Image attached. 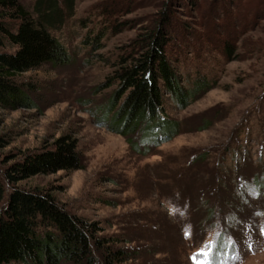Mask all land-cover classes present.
<instances>
[{"label":"rangeland","instance_id":"obj_1","mask_svg":"<svg viewBox=\"0 0 264 264\" xmlns=\"http://www.w3.org/2000/svg\"><path fill=\"white\" fill-rule=\"evenodd\" d=\"M33 1L17 0L27 12ZM164 1L75 0L73 15L52 31L67 62L18 74L30 85L33 106L0 108L5 194L6 165L69 134L79 168L13 185L46 191L95 223L96 236L128 255L114 264H208L202 250L212 240L226 245L213 252L217 264H264V191L253 186L264 179V0H174L169 29H183L188 43L173 46L174 70L185 86L199 76L209 87L183 107L163 95L162 115L177 128L145 152L138 133L131 135L136 151L102 123L116 88L104 86L116 69L112 61L158 21ZM97 33L93 50L85 41ZM94 255L93 264H101Z\"/></svg>","mask_w":264,"mask_h":264},{"label":"trees","instance_id":"obj_2","mask_svg":"<svg viewBox=\"0 0 264 264\" xmlns=\"http://www.w3.org/2000/svg\"><path fill=\"white\" fill-rule=\"evenodd\" d=\"M173 1L165 0L158 21L146 29L129 52L112 61L116 69L104 83L107 86L116 82V88L103 107L102 123L124 136L136 151L139 149L131 139L133 133L139 134L140 150L145 152L148 146L170 138L176 131L177 123L162 115L164 94L183 107L209 87L206 78L199 76L185 86L174 70L178 59L173 46L176 42L183 46L188 43L183 29L182 33L169 29ZM74 3L34 0L27 12L17 0H0V108L33 106L30 85L18 81V74L45 63L67 62V49L52 31L60 29L73 15ZM1 10L7 11L8 20L3 19ZM104 21L111 32L116 31L114 24ZM100 36L97 33L85 42L95 50L100 46ZM79 167L76 141L69 134L59 135L49 146L27 151L5 166L2 176L9 189L5 194L0 178V203L4 199L0 204V264H93L95 253L101 255V264L128 258L125 250L112 247L109 240L94 234L98 229L95 223L67 212L48 192L13 185L31 175ZM261 184L257 180L253 186H261L264 191V179ZM225 246L222 241L219 251L214 252L220 254Z\"/></svg>","mask_w":264,"mask_h":264},{"label":"snow or ice","instance_id":"obj_3","mask_svg":"<svg viewBox=\"0 0 264 264\" xmlns=\"http://www.w3.org/2000/svg\"><path fill=\"white\" fill-rule=\"evenodd\" d=\"M188 234L189 233L186 232V235H188ZM214 250L219 251V245H218L217 241H215V240L209 241L205 245V250H202V255L208 259V264H217L215 259L212 258Z\"/></svg>","mask_w":264,"mask_h":264}]
</instances>
